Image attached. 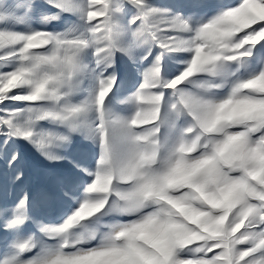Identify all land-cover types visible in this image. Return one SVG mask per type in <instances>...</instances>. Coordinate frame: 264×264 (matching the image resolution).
I'll use <instances>...</instances> for the list:
<instances>
[{"label":"snow or ice","instance_id":"obj_1","mask_svg":"<svg viewBox=\"0 0 264 264\" xmlns=\"http://www.w3.org/2000/svg\"><path fill=\"white\" fill-rule=\"evenodd\" d=\"M0 264H264V0H0Z\"/></svg>","mask_w":264,"mask_h":264},{"label":"rangeland","instance_id":"obj_2","mask_svg":"<svg viewBox=\"0 0 264 264\" xmlns=\"http://www.w3.org/2000/svg\"><path fill=\"white\" fill-rule=\"evenodd\" d=\"M162 2H166V0H162ZM225 2H227V0H225ZM74 139L79 138L76 137ZM23 147L32 171H39L48 166V162L38 157L28 146L23 145ZM74 206L75 205H73L71 201L59 200L54 206H51L54 207V210H48L50 206L45 204L44 206L41 205L37 208H33L32 213L38 218L39 222H56L63 213L68 212L70 208ZM33 227H35V225Z\"/></svg>","mask_w":264,"mask_h":264}]
</instances>
